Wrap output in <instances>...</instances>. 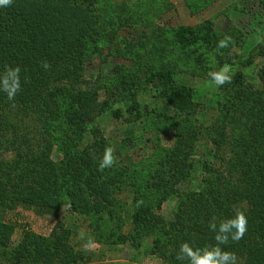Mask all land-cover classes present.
Masks as SVG:
<instances>
[{"label": "trees", "instance_id": "1", "mask_svg": "<svg viewBox=\"0 0 264 264\" xmlns=\"http://www.w3.org/2000/svg\"><path fill=\"white\" fill-rule=\"evenodd\" d=\"M83 2L12 0L0 7V70L21 68L15 101L0 93V264H85V250L71 243L61 224L48 236L26 224L21 241L10 246L14 229L24 226L14 207L53 214L65 204L88 217L96 244L149 249L166 264H182L175 259L181 242L214 244L209 220L238 209L247 231L223 247L238 264H264V66L257 72L261 85L253 89L242 68L251 60L231 62V83L213 85L207 103L159 62L143 74L119 69L113 81L102 72L90 80L86 60L103 36L99 18L82 10ZM195 32L178 28L176 42L195 43ZM258 43L255 56H264V38ZM105 112L130 123L153 117L174 131L173 143L149 137L146 160H116L99 171L111 147L99 123ZM57 153L61 158H53ZM121 197V207L132 206L128 218ZM166 200L173 201L169 215L161 212Z\"/></svg>", "mask_w": 264, "mask_h": 264}, {"label": "rangeland", "instance_id": "2", "mask_svg": "<svg viewBox=\"0 0 264 264\" xmlns=\"http://www.w3.org/2000/svg\"><path fill=\"white\" fill-rule=\"evenodd\" d=\"M89 1L92 0L82 3V10L88 8L99 18L103 36L100 48L92 50L91 47V57L86 60L85 77L90 80L102 72L105 80L109 77L113 81L119 69L125 74H143L159 62L175 73L179 82L192 86L197 98L207 103L215 87L205 76L224 65L230 67L231 62L242 64L250 59L251 63L242 67L246 71L245 78L253 89L261 85L257 72L264 66V56H255L252 47L258 46L264 38V0H94L95 5ZM111 26L115 28L109 29ZM182 26L196 31L195 43L176 42L175 32ZM206 27L211 30L207 32ZM225 36H230L232 42L229 47L217 50V42ZM110 40L114 42L109 44ZM103 91H98L100 99L105 95ZM99 123L114 149L116 160L125 165L142 161L149 154L153 144L147 138L152 137L164 146H171L174 140V131L150 116L130 123L127 117L115 118L105 112ZM139 132L144 138L139 137ZM118 142H125L128 146L122 147ZM53 158H61V155L57 153ZM75 165L76 162H72L68 168ZM100 184L104 186L105 182L100 179ZM118 200L120 209H125L124 216L130 217L132 206L127 202L126 207H121L125 200L123 197ZM172 204L171 200L163 202L161 212L169 215ZM13 211L23 213L19 222L24 226L18 224L14 229L10 246L21 241L26 224L41 236H48L56 224H61L69 232L71 243L77 249L85 250V264H166L150 254L149 249L137 251L119 244H96L88 228V217L73 210L69 204L53 214H39L19 206Z\"/></svg>", "mask_w": 264, "mask_h": 264}, {"label": "clouds", "instance_id": "3", "mask_svg": "<svg viewBox=\"0 0 264 264\" xmlns=\"http://www.w3.org/2000/svg\"><path fill=\"white\" fill-rule=\"evenodd\" d=\"M12 0H0V7L10 6ZM232 42L230 36H225L217 42V50L229 47ZM41 66L45 69L50 65L44 61ZM21 68L17 66H4L0 70V93H4L9 101L14 102L17 94L21 91L20 80ZM231 68L224 65L216 71H210L208 77L210 83L216 87H222L231 83ZM27 79V78H25ZM116 163L114 149L106 147L97 165L99 171L111 168ZM247 217L240 211L235 210L231 217L217 220L213 217L208 222V229L213 233L214 244L205 247H194L189 242H181L176 252L177 261L186 264H238V258L232 251L226 250L223 246L230 242H239L247 231Z\"/></svg>", "mask_w": 264, "mask_h": 264}]
</instances>
